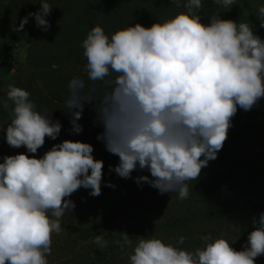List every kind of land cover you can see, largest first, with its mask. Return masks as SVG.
<instances>
[{
	"label": "clouds",
	"instance_id": "clouds-1",
	"mask_svg": "<svg viewBox=\"0 0 264 264\" xmlns=\"http://www.w3.org/2000/svg\"><path fill=\"white\" fill-rule=\"evenodd\" d=\"M173 2L186 11L150 27L135 23L109 36L95 25L82 42L91 84L73 77L64 109L70 113V131L79 134L85 105H93L94 123L103 127L97 140L119 157L111 171L128 179L137 168L147 169L150 176H137V184L148 183L161 194L175 192L184 200L190 194L188 182L198 180L217 159L238 108L249 111L264 98V39L248 22L221 18L220 12L204 23L202 0ZM214 3L230 10L235 0ZM51 10L48 0H41L40 10L30 12L14 30H23L34 17L37 27L47 31L51 25L45 17ZM258 14L264 26V5ZM30 95L10 84L6 99L0 98V108L10 109L8 145L27 148L0 162V264H48L52 235L63 230L64 212L75 208L72 194L81 187L92 196L102 192L104 161L95 158L91 143L66 139L42 157L28 155L37 153L46 137L56 140L62 129ZM107 186L116 187L111 181ZM252 224L241 251L223 237L189 251L178 246L184 236L174 245L153 235L138 240L129 262L256 264L264 255V212ZM122 240L133 247L126 232ZM96 243L106 241L97 236Z\"/></svg>",
	"mask_w": 264,
	"mask_h": 264
},
{
	"label": "trees",
	"instance_id": "trees-1",
	"mask_svg": "<svg viewBox=\"0 0 264 264\" xmlns=\"http://www.w3.org/2000/svg\"><path fill=\"white\" fill-rule=\"evenodd\" d=\"M52 6L51 13L45 17L50 28L45 31L37 27L34 17H29L24 29L17 32L21 20L28 14L37 12L41 8V0H0V63L12 65V50L21 39L27 43V52L23 69L24 75L18 76L15 86L28 90L29 97L38 110H47L53 120L60 117L62 124L58 136L66 139L82 140L94 146V150L101 159L110 160V164L117 165L119 157L105 149L102 141L97 140L103 131L102 125L94 123L95 110L92 104H86L82 118L78 121L83 126L79 134L70 131V113L65 109V100L69 95L68 84L73 77H82L87 83L86 58L83 55L82 42L88 32L97 24L101 25L106 34L111 36L116 30L141 23L150 27L153 23L174 17L177 13L186 11L177 7L173 0H48ZM186 0H181V4ZM203 9L199 14L204 23H210L211 16L220 12L221 18L243 20L253 27L255 34L264 39V26H261L258 8L264 5V0H235L230 10L220 8L214 0H202ZM0 98L6 99L8 88L1 85ZM98 91H102V84L96 82ZM11 108V102L9 101ZM10 109L0 108V162L6 155L27 152L25 146L7 148L6 129L10 121ZM254 135L261 140L262 146L257 150H240V145ZM62 140V141H64ZM46 137L45 144L37 153H28L42 157L47 146L61 143ZM43 152V154H42ZM105 161V160H104ZM149 175L147 169L137 168L132 177L126 181L119 178L118 182L111 181L115 188L108 187V182L102 183L99 196L86 195L80 198V205L91 206L83 215L70 214L62 219L63 230L66 235L53 233L51 250L62 247L70 252L68 264H107L110 258L128 246L123 245L121 231H115L113 237H104L106 244L96 243V237H102L103 232L115 221L123 217L129 209L137 210L145 204L142 215L159 206L170 211H183L177 218L164 226L166 228L184 229L186 224L195 219H215L230 216L234 213H244L254 210L264 212V98L249 111L239 109L232 119L228 138L218 153L217 159L210 161L202 169L198 180L189 181L190 194L187 199L180 200L177 193H163L151 187L148 183L137 184V176ZM158 194L159 197L157 196ZM260 202H253V198ZM153 203H149L148 201ZM125 212V213H124ZM257 216V218L259 217ZM139 217V216H138ZM139 222V221H138ZM149 223V222H148ZM138 223L129 234L132 242H137L140 235L157 233L155 230L138 229ZM252 221L241 226L235 234L236 242L232 247L237 251L243 250L248 234L254 230ZM65 237V238H64ZM231 239V238H230ZM178 241V239H177ZM238 244V245H235ZM59 262V261H57ZM48 259V264H59ZM256 264H264L256 261Z\"/></svg>",
	"mask_w": 264,
	"mask_h": 264
},
{
	"label": "rangeland",
	"instance_id": "rangeland-1",
	"mask_svg": "<svg viewBox=\"0 0 264 264\" xmlns=\"http://www.w3.org/2000/svg\"><path fill=\"white\" fill-rule=\"evenodd\" d=\"M27 52V43L23 40H19L17 44L15 45L14 49L12 50V56L14 62H12V65L8 66L3 63H0V82L1 85L5 88H8L9 85H13L15 80L18 76L24 75V61L25 56ZM59 120L60 117H57L56 120ZM66 135V134H65ZM65 135L63 137L58 136L57 139L62 141L65 138ZM9 146V145H8ZM262 146L261 140L258 136L254 135L252 138L244 141L239 148H237L238 151L240 150H257L260 149ZM51 145L45 147L43 152L45 153L49 149H51ZM12 148L13 147H7ZM42 152V154H43ZM94 156L96 159H101L98 157L94 150ZM44 155V154H43ZM103 160V159H102ZM105 160V161H104ZM104 168H103V180L102 183L108 182V180L118 182L119 176L114 172L111 171L110 166L113 168L116 166L115 164H110V160L108 159V156H106V159H104ZM128 181L127 179H125ZM90 189H86L81 187L79 190L74 192L70 199L75 202V208L71 211L70 214H76V215H83L84 213L88 212L92 205L83 207L80 205V198H85L86 195L90 194ZM160 194L157 196L159 197ZM253 202H260L258 198H253ZM149 203H153L152 201H148ZM145 209V204H141L140 208L137 210L129 209L127 213L123 215V217L119 218L117 221L113 223L112 226L108 227L105 232H103V236L101 237L102 240L104 237H113L116 230L121 231V228H125L124 231L127 234H133L132 228H135L134 224L138 223V229L146 230L145 233L151 234V231L149 232L147 229L155 230L157 233L152 235L144 236L143 233L140 235V238H146L151 236H156L158 238H162L165 242L173 243L174 245L177 244V239H179L180 236H184L185 240L183 244H178L179 247L187 249L189 251H195L197 248H202L205 246L206 243L214 241L217 238H226L229 240L237 241L238 239H235V234L238 231V229L242 226H245L248 222L252 221L253 217H257L259 213L255 212L254 210H249L244 213H234L230 216H224L222 218H213L211 220H203V219H195L194 221H191L186 224L184 229L179 228H166L164 225L168 222H170L172 219L177 218L180 214L183 213V211H170L168 209H165L164 207L159 206L157 209H153L150 211H147L146 215H142V212ZM69 210H66L64 212V215L61 217V227L62 226V219L65 218V215L67 216L69 213ZM184 213L181 215L183 216ZM139 216V217H138ZM139 221V222H138ZM149 222V223H148ZM58 235H61L60 237L63 238V235H66V231L62 230ZM65 238V237H64ZM139 238V239H140ZM231 238V239H230ZM53 239V238H52ZM138 242V241H137ZM137 242H133V247H128L124 251L118 252L116 255H113L110 260V263L107 264H130L129 262V254L132 253L133 248ZM238 245V244H235ZM71 252V251H70ZM70 252L63 248H59L56 250H51L50 255L47 257V259L54 262H57L59 264H68L70 259ZM256 261L259 263H264V255H261L256 258Z\"/></svg>",
	"mask_w": 264,
	"mask_h": 264
}]
</instances>
